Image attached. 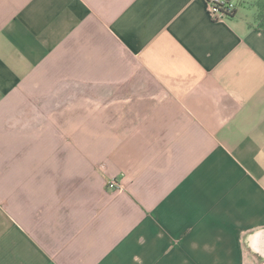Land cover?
<instances>
[{"label": "crops", "instance_id": "obj_1", "mask_svg": "<svg viewBox=\"0 0 264 264\" xmlns=\"http://www.w3.org/2000/svg\"><path fill=\"white\" fill-rule=\"evenodd\" d=\"M208 1L0 0V264H264L261 0Z\"/></svg>", "mask_w": 264, "mask_h": 264}, {"label": "built area", "instance_id": "obj_2", "mask_svg": "<svg viewBox=\"0 0 264 264\" xmlns=\"http://www.w3.org/2000/svg\"><path fill=\"white\" fill-rule=\"evenodd\" d=\"M208 15L214 22L225 21L233 17L236 12V3L227 0H209L207 3ZM108 187L111 190H122V184L118 183L115 179L108 182Z\"/></svg>", "mask_w": 264, "mask_h": 264}, {"label": "trees", "instance_id": "obj_3", "mask_svg": "<svg viewBox=\"0 0 264 264\" xmlns=\"http://www.w3.org/2000/svg\"><path fill=\"white\" fill-rule=\"evenodd\" d=\"M259 14H258V19L263 22L264 21V0H261L257 2Z\"/></svg>", "mask_w": 264, "mask_h": 264}]
</instances>
